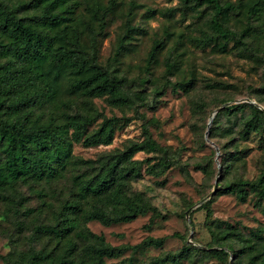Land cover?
I'll use <instances>...</instances> for the list:
<instances>
[{"label":"trees","instance_id":"1","mask_svg":"<svg viewBox=\"0 0 264 264\" xmlns=\"http://www.w3.org/2000/svg\"><path fill=\"white\" fill-rule=\"evenodd\" d=\"M179 4L184 12L193 11L198 21L203 19L195 39L199 45L205 47L219 38L232 39L249 56L259 57L258 49L264 53V0H179ZM27 5L37 10L21 15L20 9ZM115 5L116 0H108L105 7L86 0V10L77 12V0H0V201L15 206L16 196L11 192L18 181L50 183L66 176L67 165L75 170L70 175L72 194L57 206L52 201L45 202L51 218L34 221L31 245L0 255L5 264H106L107 258H116L129 249L159 246L163 242V238L148 236L135 245H112L102 234L86 228L92 220L110 225L150 213L146 225L149 227L156 218L166 217L144 193L130 190L132 180L142 175L143 163L149 162L134 158L135 153H167L146 129L144 140L130 141L123 150L96 159L71 155L73 142L86 146L111 144L117 123L122 120L105 116L93 103L94 98L104 97L109 105L118 108L144 98L141 92H129L126 78L99 63L96 56L97 35L104 30L107 15ZM231 13L244 16L240 29L229 26ZM131 27L128 23L127 28ZM255 33L260 44L254 45L250 40ZM122 42L119 47H123ZM160 47L161 41L157 39L146 59L148 64ZM261 58L264 63V56ZM171 68L168 62L166 70ZM260 90L264 92V88ZM222 112L235 114L240 139L264 129V109L255 104H230L218 109L212 125ZM98 119V127L90 131L89 127ZM244 154V149L231 153L237 159ZM171 164L170 158L162 156L149 162L145 170L160 175ZM228 167L225 165V170ZM222 190L241 200L251 192L261 200L264 162L255 179L239 178L224 184ZM210 232L214 242L206 248L186 241L176 251L151 257L147 264H179L196 254L226 261L230 252H255V264H264L261 235L251 233L238 252L229 242L237 235L231 225ZM42 238L47 239L46 243L37 248L34 243ZM214 245L217 248H212Z\"/></svg>","mask_w":264,"mask_h":264},{"label":"rangeland","instance_id":"2","mask_svg":"<svg viewBox=\"0 0 264 264\" xmlns=\"http://www.w3.org/2000/svg\"><path fill=\"white\" fill-rule=\"evenodd\" d=\"M88 1L102 7L108 3V0ZM77 4V12L84 10L86 0H77ZM179 5V0H116L104 30L97 35L99 63L124 76L126 89L141 92L144 98L122 108L109 105L104 97L94 98L93 103L105 116L122 120L117 123L111 144L86 146L73 142L71 155L96 159L123 150L130 141L144 140L146 129L167 153L139 151L134 158L153 163L166 156L172 161L160 175L147 173L149 162H144L141 177L130 184L131 191L144 193L152 205L166 214L165 218H156L149 227L146 225L150 213L129 222L104 225L92 220L86 224V228L102 234L112 245H135L148 236L163 238L159 246L129 249L116 258H107L106 264H147L151 257L176 251L186 241L206 248L214 242L210 229L229 225L237 231L229 242L238 252L251 233L261 235L264 241V198L258 200L250 192L241 200L222 190L228 182L258 176L264 162V129L240 139L235 114L226 112L218 116L214 125L209 124L216 109L230 104L252 103L264 109V92L260 90L264 88L261 58L264 53L258 49L259 57L249 56L232 39L219 38L205 47L199 45L195 39L203 19L198 21L193 11L184 12ZM36 10L27 5L19 13L30 15ZM243 20L242 14L231 13L228 23L231 28L240 29ZM128 23L131 28H127ZM256 37L258 33L250 38L254 45L261 43ZM157 39L161 47L148 64L146 59ZM121 40L123 47H119ZM168 62L172 65L170 71L166 70ZM98 122L100 119L89 130L96 129ZM238 149L245 151L241 159L231 155ZM225 165H229L226 170ZM66 169V176L55 182L18 181L11 192L16 196L14 207L0 201V255L13 249H27L31 245L32 223L51 218L45 202L52 201L57 206L69 198L70 175L75 170L71 165ZM46 240L39 239L34 245L38 248ZM255 261V252H230L226 261L196 254L179 264H255ZM0 264H5L1 257Z\"/></svg>","mask_w":264,"mask_h":264},{"label":"water","instance_id":"3","mask_svg":"<svg viewBox=\"0 0 264 264\" xmlns=\"http://www.w3.org/2000/svg\"><path fill=\"white\" fill-rule=\"evenodd\" d=\"M218 111V109H216L214 112H213V114H212V116H211V118H210V120H209V124L211 123V120H212V118L214 117V115H215V113ZM215 186H217V182H215Z\"/></svg>","mask_w":264,"mask_h":264}]
</instances>
